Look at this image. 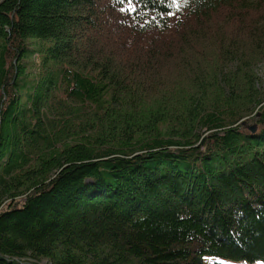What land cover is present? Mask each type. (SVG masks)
Masks as SVG:
<instances>
[{
  "label": "trees",
  "instance_id": "1",
  "mask_svg": "<svg viewBox=\"0 0 264 264\" xmlns=\"http://www.w3.org/2000/svg\"><path fill=\"white\" fill-rule=\"evenodd\" d=\"M263 61L264 0H0V264L264 262Z\"/></svg>",
  "mask_w": 264,
  "mask_h": 264
},
{
  "label": "rangeland",
  "instance_id": "2",
  "mask_svg": "<svg viewBox=\"0 0 264 264\" xmlns=\"http://www.w3.org/2000/svg\"><path fill=\"white\" fill-rule=\"evenodd\" d=\"M258 74L262 78L263 84H264V61L257 67ZM24 162L29 163L31 161V158L28 156H24ZM43 264H47L45 261ZM205 264H264V262H254V263H247V262H236L233 260H227L223 258H217V257H207L205 258Z\"/></svg>",
  "mask_w": 264,
  "mask_h": 264
},
{
  "label": "water",
  "instance_id": "3",
  "mask_svg": "<svg viewBox=\"0 0 264 264\" xmlns=\"http://www.w3.org/2000/svg\"><path fill=\"white\" fill-rule=\"evenodd\" d=\"M256 130V127H254V131Z\"/></svg>",
  "mask_w": 264,
  "mask_h": 264
},
{
  "label": "bare ground",
  "instance_id": "4",
  "mask_svg": "<svg viewBox=\"0 0 264 264\" xmlns=\"http://www.w3.org/2000/svg\"><path fill=\"white\" fill-rule=\"evenodd\" d=\"M44 263V262H43ZM42 264V263H41Z\"/></svg>",
  "mask_w": 264,
  "mask_h": 264
}]
</instances>
